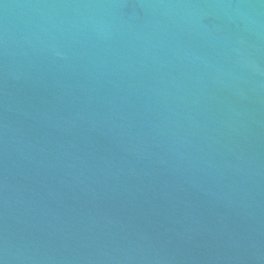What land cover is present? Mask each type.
Instances as JSON below:
<instances>
[{"label": "water", "instance_id": "95a60500", "mask_svg": "<svg viewBox=\"0 0 264 264\" xmlns=\"http://www.w3.org/2000/svg\"><path fill=\"white\" fill-rule=\"evenodd\" d=\"M0 264H264V0H0Z\"/></svg>", "mask_w": 264, "mask_h": 264}]
</instances>
